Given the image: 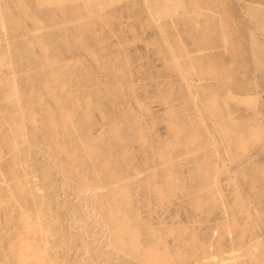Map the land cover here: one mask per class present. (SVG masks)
<instances>
[{
  "label": "bare ground",
  "instance_id": "1",
  "mask_svg": "<svg viewBox=\"0 0 264 264\" xmlns=\"http://www.w3.org/2000/svg\"><path fill=\"white\" fill-rule=\"evenodd\" d=\"M0 264H264V0H0Z\"/></svg>",
  "mask_w": 264,
  "mask_h": 264
}]
</instances>
